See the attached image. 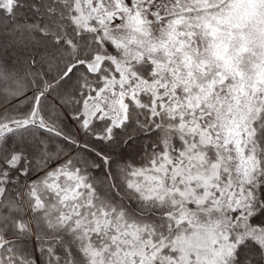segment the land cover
<instances>
[{
	"label": "snow or ice",
	"instance_id": "obj_1",
	"mask_svg": "<svg viewBox=\"0 0 264 264\" xmlns=\"http://www.w3.org/2000/svg\"><path fill=\"white\" fill-rule=\"evenodd\" d=\"M0 264H264V0H0Z\"/></svg>",
	"mask_w": 264,
	"mask_h": 264
}]
</instances>
